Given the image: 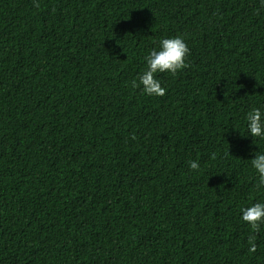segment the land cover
Instances as JSON below:
<instances>
[{"label":"trees","instance_id":"obj_1","mask_svg":"<svg viewBox=\"0 0 264 264\" xmlns=\"http://www.w3.org/2000/svg\"><path fill=\"white\" fill-rule=\"evenodd\" d=\"M35 2L0 0V264H264L261 0ZM176 36L166 94L133 88Z\"/></svg>","mask_w":264,"mask_h":264},{"label":"clouds","instance_id":"obj_2","mask_svg":"<svg viewBox=\"0 0 264 264\" xmlns=\"http://www.w3.org/2000/svg\"><path fill=\"white\" fill-rule=\"evenodd\" d=\"M264 5V0H261ZM34 6L39 8V4L34 0ZM54 11V10H53ZM190 50L181 36L162 39L159 43V50L153 49L145 57L146 68L137 80L132 81L133 88H141L143 93L149 96L163 97L166 89L161 86V82L156 78L157 73L168 72L176 75L179 70L188 67L186 63ZM247 130L252 137L264 138V112L259 108H253L246 117ZM135 138V137H133ZM216 154H212V159ZM251 165L259 176L258 186H264V154L256 153L251 160ZM197 161L190 162L191 170H198ZM241 219L250 226L251 234L248 236V251L256 252V233L260 232L261 224H264V203H254L249 207L241 209Z\"/></svg>","mask_w":264,"mask_h":264}]
</instances>
